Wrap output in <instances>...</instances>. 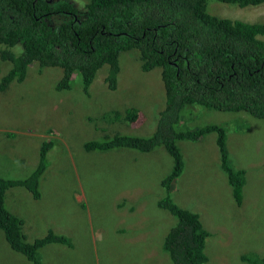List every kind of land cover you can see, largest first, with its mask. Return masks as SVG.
<instances>
[{"label":"rangeland","instance_id":"rangeland-1","mask_svg":"<svg viewBox=\"0 0 264 264\" xmlns=\"http://www.w3.org/2000/svg\"><path fill=\"white\" fill-rule=\"evenodd\" d=\"M69 1L79 10L86 0ZM206 12L264 24V4L237 7L207 0ZM118 65L114 91L106 88L101 72L87 94L80 76L56 91L59 70L36 64L27 67L21 82L0 91V177L27 176L36 165L39 146L52 144L38 182L39 198L33 200L15 187L6 191L5 199L7 210L22 220L27 242L49 230L69 240L70 247L41 248V264H170L161 242L176 220L156 206L165 194L159 183L171 168L168 155L160 147L146 154L82 149L83 142L114 132L138 137L153 132L164 106L158 70L144 71L132 50L119 55ZM8 67L0 59V79ZM130 107L138 111L133 123L108 126L116 112ZM184 110L185 129L216 124L225 130L229 164L245 172L236 205L219 168L215 135L176 142L183 165L170 199L196 214L208 232L204 264H250L243 256L264 259V120L198 106ZM0 264H31L8 248L1 232Z\"/></svg>","mask_w":264,"mask_h":264},{"label":"trees","instance_id":"trees-1","mask_svg":"<svg viewBox=\"0 0 264 264\" xmlns=\"http://www.w3.org/2000/svg\"><path fill=\"white\" fill-rule=\"evenodd\" d=\"M237 7L257 6L264 0H214ZM207 0H86L76 9L69 0H0V59L8 64L1 76L0 91L21 82L27 67L59 70L54 88L66 89L73 76H80L82 92L99 72L106 88L114 91L119 55L135 51L144 71L158 70L163 88V108L148 137L114 132L99 140L83 142L86 152L130 150L146 154L160 147L171 160L168 174L160 181L163 198L156 206L176 223L164 234L162 250L170 264H204V239L209 236L196 214L177 207L170 188L180 176L182 159L177 141L194 142L213 133L219 168L236 205L241 200L244 170L229 164L225 130L206 124L185 129L181 112L198 106L220 112H243L264 120V24L245 23L209 15ZM185 111V110H184ZM138 111L116 112L108 126H129ZM109 120V118L107 119ZM51 142L38 148L34 169L21 179L0 177V232L8 248L31 264H41L38 251L45 245L70 247L69 240L50 230L27 242L22 221L4 204L5 192L18 187L39 198L38 182L46 169ZM250 264L264 259L243 256Z\"/></svg>","mask_w":264,"mask_h":264},{"label":"crops","instance_id":"crops-1","mask_svg":"<svg viewBox=\"0 0 264 264\" xmlns=\"http://www.w3.org/2000/svg\"><path fill=\"white\" fill-rule=\"evenodd\" d=\"M12 189H13V188H12ZM10 190H11V189H10ZM8 191H9V190H8ZM8 191H7V192H8ZM7 192H5V195H4V204H5L6 196H8V195L6 194ZM6 209H7V208H6ZM8 211H9V210H8ZM9 212H10V211H9ZM10 213H12V212H10ZM12 214H14V213H12ZM14 215H15V214H14ZM18 218H19V217H18ZM19 219H20V218H19ZM20 220H21V219H20ZM21 221H22V220H21Z\"/></svg>","mask_w":264,"mask_h":264}]
</instances>
